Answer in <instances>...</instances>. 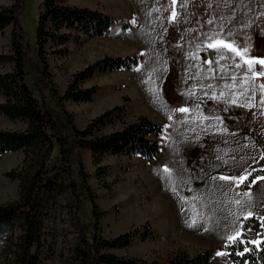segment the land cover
<instances>
[{"label":"rangeland","instance_id":"obj_1","mask_svg":"<svg viewBox=\"0 0 264 264\" xmlns=\"http://www.w3.org/2000/svg\"><path fill=\"white\" fill-rule=\"evenodd\" d=\"M15 1L0 0V7ZM43 1L25 0L21 14L32 49ZM66 4L99 10L118 24L100 37L63 29L72 35L65 42L46 45L49 77L41 87L28 67L27 81L37 98L55 106L53 95L62 97L75 74L87 66L105 57L141 55V64L134 69L103 66L81 81L80 88H98L92 101L62 104L81 130L105 111L122 106L95 132L98 135L141 117L164 129L162 151L154 160L106 153L96 162L90 150L81 151L82 164L74 166V176L83 174L89 188L81 184L78 210L83 223L91 232L98 225L96 232L107 239L142 227L128 247L101 252L165 264L177 256L213 249V264H232L227 257L229 237H239L243 219L249 213L260 215L264 204V181L244 185L253 164L244 150L252 137L264 142L260 74L264 66L247 63L264 59V0H66ZM13 30L10 25L0 32V54L13 53ZM216 41L232 44L241 54L223 44L209 47ZM32 56L38 62L36 53ZM13 68L14 63L0 64V73ZM4 102L0 92V104ZM217 125L224 130L221 143L207 139L209 128ZM26 127V122L0 114V128ZM59 150L56 143L52 164L63 163ZM23 158L22 150L0 156V205L20 198L19 181L6 173L19 167ZM76 205V196L65 192L50 209L43 264H67L79 236ZM95 208L100 215L94 214ZM146 223L154 235L144 238ZM261 239L259 227L253 228L250 240ZM4 244L0 237V264Z\"/></svg>","mask_w":264,"mask_h":264},{"label":"trees","instance_id":"obj_2","mask_svg":"<svg viewBox=\"0 0 264 264\" xmlns=\"http://www.w3.org/2000/svg\"><path fill=\"white\" fill-rule=\"evenodd\" d=\"M24 2L16 0L11 6L0 7V32L14 25L13 53L0 54V64L14 63L12 71L0 73V92L5 96V102L0 104V114L27 123V127L20 130L0 128V156L19 150L24 152L21 165L6 173V176L19 181L20 198L0 205V237L5 242L2 248L4 264L44 263L45 222L56 199L65 192L77 198L76 225L79 230L77 244L67 264H161L101 252L107 248L128 247L135 236L141 234L142 227L108 239L98 235V225L94 226L95 232H91L79 214L81 187L89 188L84 178L82 181L83 174L74 176V166L82 164L80 155L83 149L90 150L96 162L106 153L154 160L162 151L163 127L147 117H141L119 130L98 135L95 132L107 125L116 112L122 111V106L105 111L81 130L74 125L71 114L62 104L64 100L92 101L98 88H80L81 81L103 66L113 70L134 69L141 64L142 56L105 57L75 74L62 97L58 99L53 95L55 106L46 98L41 103L30 87L27 76L31 65L40 81L39 86L46 82L45 77H49L46 45L69 40L72 34L63 33V29L100 37L116 26L118 21L99 10L66 4V0H44L38 18L36 47L32 49L20 21ZM33 53H36L38 62L32 60ZM56 143L60 148L62 164H52ZM259 176H264L262 160L252 165L244 185L250 186ZM94 214L100 215L96 208ZM255 227H259L262 239L253 242L250 237ZM144 228V238L154 235L149 223ZM227 249V257L232 264H264V204L260 215L243 219L241 235L227 244ZM213 257L214 250L207 249L192 256H177L165 264H213Z\"/></svg>","mask_w":264,"mask_h":264},{"label":"crops","instance_id":"obj_3","mask_svg":"<svg viewBox=\"0 0 264 264\" xmlns=\"http://www.w3.org/2000/svg\"><path fill=\"white\" fill-rule=\"evenodd\" d=\"M208 11L210 12V10L208 9ZM221 11V10H220ZM207 14V9L205 10L204 12V15ZM215 15L217 16H225L224 14L222 15H218L217 13H214ZM224 30H226L224 28ZM259 123H256L254 126H258ZM214 127H210L209 130H208V133L209 135L207 136V139L210 138V139H215V140H219V142L221 143L222 142V139H223V136H224V130H222L221 132V125H217L215 126V128L213 129ZM257 131V130H256ZM226 132V130H225ZM220 133V134H219ZM219 134V135H218ZM218 135V136H217ZM257 135V134H256ZM264 139V138H263ZM163 143V142H162ZM248 144H250L249 146L246 147V149L244 150V154L246 155V157L251 160L253 162V164H255L257 161H259L261 159V154L264 153V142L261 141V139L259 141H257V139H253V137L251 138V141L248 142ZM252 164V165H253ZM251 168V165L250 167L248 168V170ZM261 178H264V176H259L257 177L253 183H257L258 180L260 181H264V179H261Z\"/></svg>","mask_w":264,"mask_h":264},{"label":"snow or ice","instance_id":"obj_4","mask_svg":"<svg viewBox=\"0 0 264 264\" xmlns=\"http://www.w3.org/2000/svg\"><path fill=\"white\" fill-rule=\"evenodd\" d=\"M173 2H174V0H173ZM172 16H173V19H175V17H176V13L173 12ZM219 44H223L224 47L229 48V49H231V50L234 51V52H237V54H241L240 49L235 48L232 44H226V43H224L223 41H216L215 44H210L209 47H215V46H217V45H219ZM248 51H249V50H248L247 48H245V49L243 50V52H244L245 54H246ZM209 63H210V61H209ZM247 63H248L249 65H252V64H255V63H259L260 65L264 66V59H250V60L247 61ZM260 74H264V73H260ZM180 111H188V109H180ZM166 170H167V169H166ZM221 179H236V178L221 177ZM243 179H245V177L240 178L241 181H242ZM261 179H264V178H261ZM251 215H252V214L249 213V216H251ZM234 239H235V237H229V240H230V241H233Z\"/></svg>","mask_w":264,"mask_h":264}]
</instances>
